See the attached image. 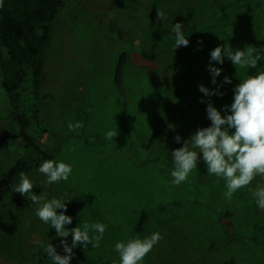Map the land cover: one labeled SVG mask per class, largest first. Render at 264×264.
<instances>
[{
  "label": "rangeland",
  "instance_id": "rangeland-1",
  "mask_svg": "<svg viewBox=\"0 0 264 264\" xmlns=\"http://www.w3.org/2000/svg\"><path fill=\"white\" fill-rule=\"evenodd\" d=\"M160 11L168 17L162 23L156 15ZM170 19L183 22L187 46L173 50ZM110 21L119 24L123 36L109 29ZM224 43L264 45V0H65L44 50L43 84L34 96L27 73L20 90L34 141L57 148L52 158L71 163L73 172L68 181L44 187L36 171L43 160L10 137L8 144L0 140V184L3 172L26 153L30 168L24 173L40 186L33 188L36 194L72 198L66 202L73 216L67 227L84 221L108 225L99 247H77L76 255L118 260L117 240L159 231L163 238L144 264H264V210L256 207L248 188L226 200L223 180L209 176L202 162L181 185L168 183L172 163L167 149L180 147L197 127L210 124L201 103L208 98L197 86L216 87L206 66L210 50ZM123 51L127 61L118 89L113 75ZM213 64L223 69L217 84L225 75L232 78L221 86L223 96L211 97L220 110L231 102L238 78L255 69L235 68L228 60ZM34 107L47 131L32 118ZM9 111L0 85V118ZM158 115L168 123L156 125ZM69 121H82L83 127L69 131ZM109 129H117L113 141L104 138ZM154 131L153 141L143 146ZM18 180L0 191V264H27L40 246L60 239L35 217L31 202L11 190ZM258 182L264 179L257 176L250 187ZM164 202L166 207L152 212L136 231L140 211Z\"/></svg>",
  "mask_w": 264,
  "mask_h": 264
},
{
  "label": "clouds",
  "instance_id": "clouds-1",
  "mask_svg": "<svg viewBox=\"0 0 264 264\" xmlns=\"http://www.w3.org/2000/svg\"><path fill=\"white\" fill-rule=\"evenodd\" d=\"M4 0H0L3 6ZM157 20L161 23L168 19L167 14L157 12ZM171 24L173 34V50L179 46L189 44L188 36L184 32L182 21ZM202 46L203 41L198 40ZM225 60L236 68L249 70L255 69L252 74H245L238 78L239 82L232 87V99L229 104L222 105L218 110L211 97L213 95L223 96L220 91L223 84H231L232 78L223 76L220 84H217V77L223 69L215 66L223 65ZM207 70L211 76V83L215 88L209 89L204 84H198V91L207 97L205 102L206 117L210 124L204 127H197L178 148L167 149L170 155L172 167L168 182L170 186H179L187 181L189 174L197 169L199 163H203L209 176H214L224 182L223 197L232 200L234 193L241 188H248L253 197L256 207L264 210V184L259 182L255 187H250L252 181L259 176L264 179V45L259 47L245 46L233 48L227 44H218L209 53ZM83 127L82 121H69L67 128L75 131ZM117 135V129H109L104 133V138L113 141ZM181 136L176 134L174 140L181 142ZM70 150L74 151L75 148ZM36 171L42 174L44 187L58 184L61 181H68L73 166L62 159H44ZM34 187H40L30 177L20 172L19 180L11 186L13 192L19 193L34 206V215L42 223L54 228L55 237H59L58 244L48 242L44 250L49 258L50 264H71L75 256L73 249L97 248L103 239L108 225L101 221H84L82 225L72 224L73 216L67 214V201L72 198L51 196L46 192L36 194ZM60 211H57V210ZM71 237V240L67 239ZM159 231H153L143 237L132 236L124 240H117L113 250L118 255L112 264H144L145 256L150 253L162 239ZM59 247L62 251H57Z\"/></svg>",
  "mask_w": 264,
  "mask_h": 264
},
{
  "label": "trees",
  "instance_id": "trees-1",
  "mask_svg": "<svg viewBox=\"0 0 264 264\" xmlns=\"http://www.w3.org/2000/svg\"><path fill=\"white\" fill-rule=\"evenodd\" d=\"M64 5L65 0H4L3 6H0V85L7 96L10 108L9 113L0 118V140L4 144H8V139L14 137L25 151L36 153L41 160L51 159L57 148L41 147L27 130L31 120L30 116L22 110L20 89L27 73H30L31 76L34 96L37 95L42 86L45 79L43 68L44 50L51 38L52 22ZM93 14L97 17L101 15L98 11H94ZM108 27L112 32H117L120 37L123 36L116 21H110ZM126 61L127 54L123 51L119 55L113 75V82L118 89H121L123 85V68ZM173 113V110L170 111L171 117ZM32 118L43 131L48 130L41 125L35 107L32 109ZM155 123L160 126L168 122H165V119L158 115L155 117ZM156 134L157 131H154L143 146L146 147L150 144ZM54 136L60 141L65 140V135ZM29 168V156L26 153L18 156L3 172L0 191L14 182L19 177L20 172H24ZM166 205L164 202L152 208L142 209L135 224V230L140 231L149 215L155 210L164 209ZM48 260L44 245H42L34 252L32 261L27 264H45ZM71 263L112 264V261L75 254Z\"/></svg>",
  "mask_w": 264,
  "mask_h": 264
}]
</instances>
